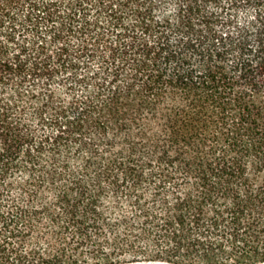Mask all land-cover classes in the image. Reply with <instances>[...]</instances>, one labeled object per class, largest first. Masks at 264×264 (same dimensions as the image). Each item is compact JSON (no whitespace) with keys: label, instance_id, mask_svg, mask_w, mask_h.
<instances>
[{"label":"trees","instance_id":"trees-1","mask_svg":"<svg viewBox=\"0 0 264 264\" xmlns=\"http://www.w3.org/2000/svg\"><path fill=\"white\" fill-rule=\"evenodd\" d=\"M264 263V0H0V264Z\"/></svg>","mask_w":264,"mask_h":264},{"label":"rangeland","instance_id":"rangeland-1","mask_svg":"<svg viewBox=\"0 0 264 264\" xmlns=\"http://www.w3.org/2000/svg\"><path fill=\"white\" fill-rule=\"evenodd\" d=\"M132 264H137V263H132ZM138 264H163V263H149V262L146 263V262H145V263H138ZM259 264H264V263H259Z\"/></svg>","mask_w":264,"mask_h":264}]
</instances>
